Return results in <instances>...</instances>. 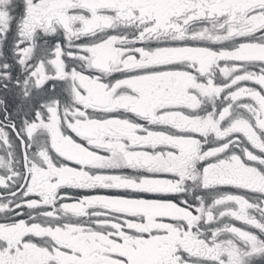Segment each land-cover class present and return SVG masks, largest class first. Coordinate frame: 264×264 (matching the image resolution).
<instances>
[{
	"label": "snow or ice",
	"instance_id": "obj_1",
	"mask_svg": "<svg viewBox=\"0 0 264 264\" xmlns=\"http://www.w3.org/2000/svg\"><path fill=\"white\" fill-rule=\"evenodd\" d=\"M0 264H264V0H0Z\"/></svg>",
	"mask_w": 264,
	"mask_h": 264
}]
</instances>
